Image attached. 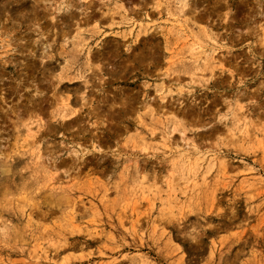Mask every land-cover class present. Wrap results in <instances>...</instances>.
I'll return each mask as SVG.
<instances>
[{"label": "rangeland", "instance_id": "obj_1", "mask_svg": "<svg viewBox=\"0 0 264 264\" xmlns=\"http://www.w3.org/2000/svg\"><path fill=\"white\" fill-rule=\"evenodd\" d=\"M36 1L0 0V264H264V0H188L224 47L187 74L160 33L135 38L170 29L168 0H92L78 120L61 127L54 75L78 47L54 40L65 0ZM40 123L37 160L16 129Z\"/></svg>", "mask_w": 264, "mask_h": 264}, {"label": "bare ground", "instance_id": "obj_2", "mask_svg": "<svg viewBox=\"0 0 264 264\" xmlns=\"http://www.w3.org/2000/svg\"><path fill=\"white\" fill-rule=\"evenodd\" d=\"M86 2L87 0H83ZM24 2V1H23ZM37 1L34 0V4L31 5L32 8L37 7ZM92 0H88L86 4L87 7L80 8L78 4L74 0H65L61 3V5L58 7L59 12L65 11V14H63L64 19H60L59 16H57L55 13H51V20L53 21V28L55 29L54 32V40H57L58 38L61 39L65 44L69 40L70 44L73 48H77L78 50L75 51L77 58H75V55H70L69 59H66L65 62H67V65L62 66L60 68V73L58 75H54L56 86L59 88L54 91V104L55 106H59L58 110L54 112V119L59 124V126H65V124L70 123L73 124V122L78 120L77 111L72 110V101H71V91H78L79 88L77 86L80 82V79L83 78L82 74V66L79 65V59L78 55L80 52H83L85 42L88 41L87 39H90L94 36V34H90L84 30V27L89 24V22L92 20L91 11L89 12V8L92 5ZM112 2V1H111ZM259 3L260 0H257ZM168 5L166 7L167 14L172 16L174 19H176V22H174L169 30H162L161 32H151L148 27H140L135 38L137 40H141L142 38H148L153 37L156 38L158 33L161 34V38L164 40V57L167 59L169 65L175 66V71L177 73H196V72H213L214 69H216V58L215 54L217 52V48H223L224 46H218V39L217 35L213 33V30H207V29H199L198 32H194V25L192 23H188L190 20L200 18L202 17L196 15V8L194 6H190L188 0H168ZM23 3L21 4V7ZM160 5V4H159ZM154 7L155 9L159 7ZM261 6V2L259 3V7ZM116 9H121L122 11H125L123 14L125 16L127 9L124 7L123 4H116ZM172 11L176 10V14H172L170 9ZM79 9V14L83 15L82 17L75 18L74 13L76 10ZM108 14L106 16L113 18L115 12H112L111 10L107 11ZM36 14V12L34 11ZM160 15V10L157 12ZM34 14V15H35ZM189 14L190 18H184ZM59 15V13H58ZM149 14H144V19H149ZM127 16V15H126ZM76 19V20H74ZM74 20L73 26L74 28H70V22ZM116 26V25H114ZM186 26V27H185ZM58 28V30H57ZM115 27H112L113 30ZM261 28V27H260ZM111 30V31H112ZM261 35L258 37V34H256V31H253V34H255L256 37H258V43L264 44V28L261 30ZM113 32V31H112ZM107 32L104 36L106 37L107 34L118 36L116 33ZM90 34V35H88ZM98 34V33H97ZM95 34V35H97ZM141 35V39L140 38ZM173 35H176L178 38H182L181 40V48L175 52V47H171V39ZM42 36V35H41ZM121 37V36H120ZM236 37H240V35H237ZM124 38V37H121ZM138 38V39H137ZM175 46H178L176 43ZM50 47V46H49ZM262 53L264 52L261 49ZM46 52L43 49L41 53L40 61L43 63L44 67L45 65L49 64V61L43 60L47 57ZM33 57L36 58V54H32ZM94 54H92L90 51L86 53L85 56V66L86 68L89 66L90 62L92 61ZM220 63V61H219ZM46 71H49V68H45ZM86 70V69H84ZM56 72V71H55ZM54 73V72H52ZM87 83V81H84ZM37 92V91H36ZM64 94V95H63ZM82 99L84 100L85 94H81ZM153 100L148 101V104H151ZM81 110V109H80ZM15 117L19 116V113H15ZM12 112V113H13ZM40 120V119H39ZM42 122V120H41ZM39 123V122H38ZM43 123V122H42ZM39 129L36 132H32V130L29 127H18L17 126V132H20V134L25 133L24 141H28L29 138H34L35 140H30L32 144V148L34 149V157L37 160L44 159L43 155L41 153L42 148L38 146L40 142L37 140L38 133H50L51 132V126L49 124L44 123L42 125L41 123L39 125ZM27 129V130H26ZM40 136V135H39ZM36 146V147H33ZM187 151V150H186ZM185 156V155H184ZM42 161V160H41ZM36 162V161H35ZM37 163V162H36ZM44 163L45 161H42L43 167H45ZM41 164V163H39ZM48 166V164L46 165ZM55 166V165H54ZM52 166V167H54ZM36 167V166H35Z\"/></svg>", "mask_w": 264, "mask_h": 264}]
</instances>
